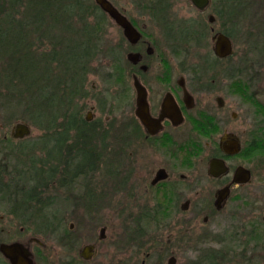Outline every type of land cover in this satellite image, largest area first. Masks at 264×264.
<instances>
[{
    "label": "flooded vegetation",
    "instance_id": "af4514ba",
    "mask_svg": "<svg viewBox=\"0 0 264 264\" xmlns=\"http://www.w3.org/2000/svg\"><path fill=\"white\" fill-rule=\"evenodd\" d=\"M108 1L139 34L131 42L124 28L95 0L84 9L94 28L90 39L107 41L109 28L115 27L118 36L111 41L118 44L111 54L126 59L130 53L138 55L137 63L127 59V66L118 71L122 89L120 152L116 172L111 175L117 178L121 194L123 226L128 224L126 216L137 224L133 231L128 227L131 237L122 233L127 246L137 242L132 244L135 250L123 249V255L132 250L133 257L143 259L128 256L120 264H163L165 257L167 264H177L179 258L180 264H235L237 256L250 264H264V82H260L264 50L257 46L264 40V30L248 25L245 42L251 58L247 68L255 72H250L252 81L245 82L238 78L244 69L237 66L244 58L239 57L238 62L235 58L236 23L241 22L234 17L235 8L224 19V9H212L210 0L204 8L189 0L198 13L195 29L180 18L178 0ZM221 35L232 48L223 57L215 51ZM191 41L197 45V65L171 67L167 59L187 58ZM154 61L161 66H150ZM128 74L132 98L125 100L123 96L130 91ZM91 119L92 111L85 117L89 125ZM92 127L87 133V161L69 172L74 167L71 159L80 155L70 152L69 158L55 165L54 182L55 187L68 188L84 177L87 186L81 198L89 212L98 213L105 204L104 190L92 184L99 172L102 177L109 175L108 169L102 170L107 140L105 132L96 131L97 125ZM99 134L101 144L96 148ZM212 161L217 164L213 174ZM43 171L41 167V178ZM4 173L0 172V264H53L49 256L45 258L41 180L31 186L36 195L27 193L31 187L19 188L14 194L10 188L14 180L1 178ZM204 174L215 183L210 200L199 195ZM106 178L100 182L105 183ZM191 178V187H186ZM196 231L200 232V246L195 248L192 234ZM148 232L150 236H146ZM152 234L167 235V240L152 239ZM88 246L92 254L95 246L84 248ZM83 250L81 261H90L91 257H83ZM55 264H79V260Z\"/></svg>",
    "mask_w": 264,
    "mask_h": 264
},
{
    "label": "rangeland",
    "instance_id": "374dc122",
    "mask_svg": "<svg viewBox=\"0 0 264 264\" xmlns=\"http://www.w3.org/2000/svg\"><path fill=\"white\" fill-rule=\"evenodd\" d=\"M90 2L94 3V0H90ZM177 3L180 9V18L187 20L185 22L188 27L194 25L193 28H195L198 22L196 8L192 6L189 0H178ZM210 3L212 9H224L222 12V18L224 19H228L229 17L228 10L235 8V10H233L235 12L234 17L239 21L241 20V22L236 23L239 32L236 33L235 58L237 62L238 60H241L239 57L246 60L237 63V66L244 69L240 75L238 74V78L245 82L252 81L251 73H254L255 71L251 70V68L248 70L247 68L249 66L248 59L249 57L251 58V56L248 54V46L245 42V39H247L248 36L246 31L249 29L248 25L251 24L256 25V27H252L254 30H264L263 0H256L253 3L248 0L247 3H244L245 5H242V7L236 5V1L230 0H210ZM212 9L210 8L207 10L205 14H209ZM79 15L81 16L78 25L80 23H87L92 26L91 20H88L85 18L84 14H80L77 11H75L72 16L73 22L79 19ZM107 34L109 38L107 41H94L95 47H99V50L90 61L87 75L85 77L84 87L86 88L87 95L78 96L79 98L77 97L76 100L79 106H81L82 117L85 118L87 113L92 111L91 125L98 126L96 131H103L106 133L107 148L104 150L105 154L103 156L102 170L105 173L106 169H108L109 175H104L105 177H102L99 172L98 179L92 184L97 187V190H104L103 198L105 204L100 212H89L90 209L87 208V205L85 206V202L83 203V199L81 198V196L85 195V189L87 186V181L84 177L77 178V180L74 181L71 186L69 185L70 187L68 188L55 187V182L49 184L48 188L43 187V196L45 197V200L48 198L54 202L55 199V202L45 210V218L43 220L45 229L44 242L46 245L45 258L49 256L48 259L53 264L63 263L65 260H71L72 258L78 259L79 264H120L122 258H127L128 256L131 257V259L134 258V260L140 258L143 259L142 256L133 257L131 254L132 250L136 249L132 244L137 242L130 241L132 244L127 246V241L124 239L126 235L130 237L132 236L133 233H129V228L133 231V226L137 229V224L130 219L131 217L126 216L125 219H127L128 224H126L127 227L123 226L122 216H120L121 214L119 212L121 194L118 189L117 178L112 177L111 175L112 172H116L115 170L116 165L119 162L120 152V121L122 106V98L120 95L122 89L119 87L118 71L120 68L124 66L126 67L128 62L125 55L114 56L111 54V49L115 48L118 44L116 41H111V38L118 36L117 29L115 27L109 28ZM257 46L264 50V40L257 43ZM189 47V55L187 58L170 57L167 59L171 67L180 68L181 66H184V64L188 67L197 65V45L195 42L191 41L189 42ZM262 60H264V57ZM150 66L157 68L161 65L157 61H154L150 63ZM258 77L260 79V76ZM262 77L263 79L260 82H264V76ZM127 82L130 84V91H127V97H124L123 94L122 96L123 99L130 100L132 98L129 95L132 83L130 74L127 76ZM240 108L242 110L243 106ZM2 111L3 110H0V172L5 171L1 178L5 180H14L10 187L14 194L18 193L19 188H28L35 182L33 179L34 172L27 166L31 162L30 158L37 160L34 167L39 166L44 168L42 174L43 178L52 175L49 168L52 169L53 166L58 164V162L65 160V158H69L70 152L77 153L76 146L78 147V143L77 145H74V147L71 146V144L75 142L74 138L67 141L68 146L65 144L63 145L61 138H57L56 144L53 147L54 141H40L39 138L41 137L40 135H42V132H39L33 126L28 124V122L17 120L13 122L8 121L5 113H2ZM19 116H21L20 113ZM18 123H25L30 127V134L22 139H14L11 136L14 126ZM91 125L88 126V130H92L93 127ZM99 139L100 134L98 136V140ZM98 140H96L94 144L96 148L101 144L100 140ZM41 146H43L44 149H42ZM87 159L88 153L86 148L81 149L79 158L76 157L75 159H71L74 167H71L69 172H72V170H74L73 168L83 165ZM21 161H25L26 164L23 165ZM107 176L108 178H106ZM204 177L206 179H202L203 181L201 180L202 182H199V186L202 188L199 195L206 200H210L215 188V183L209 181L206 174H204ZM103 178H106L105 183L100 182ZM192 183L193 181L191 178L185 182V185L186 187H191ZM253 183H255V181H253ZM59 195V199H56L55 197ZM141 222L143 221L141 220ZM101 228H105L103 239H100ZM123 232L126 233L125 236L122 234ZM196 232L192 234L195 248L200 246L197 239L200 236V232ZM150 235L149 232L146 234V236ZM151 237L152 239L160 238L164 243L167 240V235L159 236L152 234ZM147 238L148 237H146V239ZM87 244H93L95 250L91 254V260L84 262L81 261L82 256L80 251H82ZM123 249L132 250L124 252L123 255ZM238 253H240V251H238ZM167 258L168 257H165L163 264H167ZM240 258V256L236 257L235 264H250L245 262L246 260L244 258L240 261ZM179 260L180 258L178 259L177 264H180ZM156 263L154 261L151 262V264Z\"/></svg>",
    "mask_w": 264,
    "mask_h": 264
},
{
    "label": "trees",
    "instance_id": "16d2710c",
    "mask_svg": "<svg viewBox=\"0 0 264 264\" xmlns=\"http://www.w3.org/2000/svg\"><path fill=\"white\" fill-rule=\"evenodd\" d=\"M230 1L241 7L248 2ZM93 4L90 0H0V110L8 121L28 122L42 132L40 141L52 140L53 147L57 138L66 146L74 138L71 146L78 143V153L87 148L89 123L75 98L87 94L85 77L97 50L90 39L94 28L78 25L81 15L75 22L72 16ZM30 160L27 166L34 172L35 185L41 180L48 188L57 166L49 168L52 175L41 178V167H34L37 160ZM27 193L37 194L32 187ZM52 203L47 198L45 209Z\"/></svg>",
    "mask_w": 264,
    "mask_h": 264
},
{
    "label": "water",
    "instance_id": "95a60500",
    "mask_svg": "<svg viewBox=\"0 0 264 264\" xmlns=\"http://www.w3.org/2000/svg\"><path fill=\"white\" fill-rule=\"evenodd\" d=\"M96 3L104 10L106 11L112 19L116 21L117 24L122 26L125 30V35L130 39L131 42L135 43V41L138 39L139 34L132 28V26L128 23V21L118 13V11L112 6V4L108 0H95ZM192 4H194L198 8H204L209 0H190ZM232 48L230 45L229 40L224 36H219L218 41L216 43L215 51L219 56H226L229 55ZM138 55L130 53L127 57L128 61L135 64L138 61ZM135 86H137V83H135ZM30 134V127L25 123H18L14 126V130L12 132V136L14 138H24L25 136H28ZM216 162H211V170L210 172L213 174L215 167L217 164ZM104 238V228L100 230V239ZM91 247H86L83 250V257L84 258H90L91 257Z\"/></svg>",
    "mask_w": 264,
    "mask_h": 264
}]
</instances>
